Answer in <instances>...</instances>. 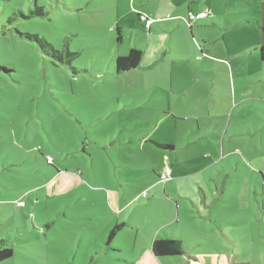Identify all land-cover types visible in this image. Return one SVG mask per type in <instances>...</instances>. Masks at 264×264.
Wrapping results in <instances>:
<instances>
[{
	"label": "rangeland",
	"instance_id": "374dc122",
	"mask_svg": "<svg viewBox=\"0 0 264 264\" xmlns=\"http://www.w3.org/2000/svg\"><path fill=\"white\" fill-rule=\"evenodd\" d=\"M263 5L264 0H0V242L14 249L0 264H130V250L107 252L98 240L104 221L115 217L103 187L130 185L123 193L127 199L132 190L137 195L149 189L146 204L137 201L128 210L138 217L148 215L151 203L191 205L197 198L187 197L189 187L211 182L209 172H199L201 160L188 158L184 147L168 151L144 139L179 144L194 117L221 125L225 151L235 150L232 160L248 158L256 186L264 175V61L258 51ZM204 9L209 18L190 31L189 13ZM138 12L159 20L154 43ZM147 45L159 48L153 52L161 59L157 64L142 59L138 68L116 72L118 56L131 48L145 52ZM168 102L186 106L187 112L178 110L189 118L170 117ZM47 156L55 160L52 166ZM53 166L70 172L59 180L60 193L51 184ZM167 168L175 181L166 183L165 196L158 195L148 186ZM229 174L233 180L231 169L219 180L226 183ZM260 184L249 208L239 209L236 243L225 233L216 236L215 214L195 218L221 248L213 255L209 248H194V264H264ZM212 185L216 202L227 207ZM20 200L25 206L17 205ZM217 208L228 215L229 209ZM120 237L131 245L132 234Z\"/></svg>",
	"mask_w": 264,
	"mask_h": 264
},
{
	"label": "crops",
	"instance_id": "0c3cea01",
	"mask_svg": "<svg viewBox=\"0 0 264 264\" xmlns=\"http://www.w3.org/2000/svg\"><path fill=\"white\" fill-rule=\"evenodd\" d=\"M204 10H201L200 12ZM209 16L199 20L197 23L208 19ZM159 23V20H156L154 24ZM154 24L149 30H147L148 41L150 40L149 43H154L151 41V39L152 37L157 36L158 33V30L154 29ZM192 28L190 29L189 27V30L191 31ZM158 51L159 48L157 46L150 48L149 45H147L145 50L147 55L145 52H143L142 59L151 61V66H153L161 60L160 58L153 57V52ZM180 107L184 108L183 111L187 112L186 106H181L177 103L172 106L171 103L168 102V111L170 112L169 116L173 117L174 119H178L177 117H182L179 118L182 120L189 118L179 114L181 111L178 110V108ZM187 107L188 109L192 107L190 102ZM191 117L193 118V116ZM222 132L223 128L220 124L216 126H207V124H201L199 118L194 117L192 124L188 129H185L186 139H184L179 144L174 143L175 145L171 149L163 148L168 151H173L177 147H184V151L187 152L188 158L193 161L201 160L199 166L200 174H203L206 177V174L209 172V177H211L210 184L203 185L201 182H196V184H199V186L193 185L189 187L186 193L187 197H192V195H194L197 198H192L194 200L192 201L191 205H187V203L183 202H174L173 204L172 202L169 203L167 200H165V202L168 204L151 203L150 205L153 207L149 209L148 215H140L138 217L136 214L128 212V210L133 206H137V201H139L140 205H145L146 202L142 200H149V189H147V197H143L142 193H138L136 195L137 191L133 192L132 190L131 192L133 193V197L131 199H127L123 193L124 190H131L128 189L130 188V185H126L127 187L124 185L118 187V185L114 183V186L112 185L113 187L110 185L103 187L102 192L105 201L109 211L115 217L111 219L107 218L108 220H105L106 222L104 221V225L102 226L100 234H98V240L106 243V239L111 229L116 224L123 225L112 242L110 244L106 243L107 252L112 251L113 253H124L125 250H130L133 253L132 260L128 262L130 264H194L193 261H191V259L194 258L190 256L194 251V248H209V254L212 255L216 252L217 248H221L220 243L217 242V238L212 233H203L204 230L206 231V229L202 225L204 223H198L197 219H195L198 215L206 216L205 218L207 219V216L213 217V214H215L216 219L213 221L214 224L212 227L216 232V236H220V233H225V238L230 243H236L238 237L236 234L233 235L232 231L234 229L237 230L240 225L238 216L239 209L241 207L246 210L249 208L253 199V194L255 193V189L263 188L261 187L260 183L262 180L264 181V175L262 174V176L256 178L257 185L253 187V181L250 182V179L254 177L253 175L256 171L254 168L249 167V160L243 155L241 157L235 158L234 160L231 159V156L234 155L235 150L230 149L228 152L225 151V140L223 141L221 139ZM144 140L145 145H156L154 142H166L153 138H145ZM54 161L55 160L53 159V163ZM241 163L243 165H241ZM50 166H52V164H50ZM52 169L56 171H53L54 179L51 184L56 187L58 193L63 192V187L61 186V183H59V180H62L70 172L65 171L61 167L58 168L57 166H53ZM229 169L234 172L235 176L233 175V180H231L232 173L228 175L227 179H229L226 181V183L222 180H219L220 175L223 172H227ZM167 170L169 173L168 168ZM77 173V176L79 177V179L76 177L77 183L83 182L81 178L82 173L79 171ZM174 181V179H170L169 181L162 183L160 181V175H157V179L154 184H151L148 187L150 189H154L158 195L160 192H162L165 196V191L167 189L166 183H174ZM212 181H214L216 184V190L219 192L218 195H220L221 198H224V202H228L227 207L224 208L221 204L216 202L219 196H215L214 190L212 188ZM223 183H225V186ZM49 185L50 184H48V186ZM160 185H162L161 188ZM66 189L67 188H65V190ZM258 189H256V192H258ZM213 193L215 197L211 196ZM213 198H216V203L214 204L211 202ZM231 202L233 204H231ZM218 206L221 209H229L227 212L228 215L225 217L221 215V213L218 211ZM181 211L185 214H181ZM188 213H191L192 216H189ZM217 226L220 229H218ZM123 232H129V234L133 235L131 245H124L126 242H123L120 237ZM162 238L181 241L185 249V253L180 256H156L152 248L153 242L156 239ZM114 242H116V244ZM122 245H124V247H122ZM235 245V251L237 252L238 246L237 244Z\"/></svg>",
	"mask_w": 264,
	"mask_h": 264
},
{
	"label": "trees",
	"instance_id": "16d2710c",
	"mask_svg": "<svg viewBox=\"0 0 264 264\" xmlns=\"http://www.w3.org/2000/svg\"><path fill=\"white\" fill-rule=\"evenodd\" d=\"M192 27H190L191 29ZM259 28L262 32V42L260 46L258 47V51L260 53V58L262 61H264V5L262 6V17L261 20L259 21ZM116 31L118 32V38L117 40L120 42L121 41V30L120 28H117ZM46 46L50 45L48 43H45ZM52 48V47H51ZM52 56L56 58H60V54L58 51L54 50L52 48ZM143 58V52L138 49V48H131L128 52L127 55L123 56H118L115 60V69L117 73H123L127 72L133 69H136L139 67L141 61ZM0 70H2V67L0 66ZM157 146L166 148V149H171L173 146L170 145H165V144H160L157 142H154ZM122 224H116L111 231L108 234V237L106 239V243L110 244L116 234L120 231L122 228ZM5 241L0 242V263H2L5 260H8L12 258L14 255V249L12 247H6ZM153 252L156 256L158 257H165V256H180L185 253V249L183 247V244L179 240H174V239H156L153 242ZM240 264H248L247 262L245 263H240Z\"/></svg>",
	"mask_w": 264,
	"mask_h": 264
},
{
	"label": "built area",
	"instance_id": "2783aa9c",
	"mask_svg": "<svg viewBox=\"0 0 264 264\" xmlns=\"http://www.w3.org/2000/svg\"><path fill=\"white\" fill-rule=\"evenodd\" d=\"M209 14H210V10H204L202 12H198L197 14L190 12L189 17L187 19L189 27H193L199 20L208 17ZM138 17H139V20L143 23L144 28L146 30H149L151 28V26L156 21L155 19L151 18L148 14H146L144 12H138ZM46 159H47L48 163H50V164L53 163V158L51 156H47ZM170 179H171L170 174L168 172L160 174V181L162 183H165V182L169 181ZM142 196L147 197L148 192L147 191L143 192ZM17 205L18 206H24L25 202L20 200L17 202Z\"/></svg>",
	"mask_w": 264,
	"mask_h": 264
}]
</instances>
